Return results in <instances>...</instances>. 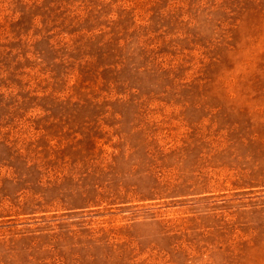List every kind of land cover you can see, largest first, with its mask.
Listing matches in <instances>:
<instances>
[{"label": "rangeland", "instance_id": "374dc122", "mask_svg": "<svg viewBox=\"0 0 264 264\" xmlns=\"http://www.w3.org/2000/svg\"><path fill=\"white\" fill-rule=\"evenodd\" d=\"M0 264H264V0H0Z\"/></svg>", "mask_w": 264, "mask_h": 264}]
</instances>
